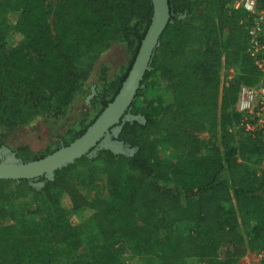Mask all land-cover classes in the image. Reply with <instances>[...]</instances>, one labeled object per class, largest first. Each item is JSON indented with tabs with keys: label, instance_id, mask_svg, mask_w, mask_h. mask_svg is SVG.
I'll list each match as a JSON object with an SVG mask.
<instances>
[{
	"label": "trees",
	"instance_id": "trees-1",
	"mask_svg": "<svg viewBox=\"0 0 264 264\" xmlns=\"http://www.w3.org/2000/svg\"><path fill=\"white\" fill-rule=\"evenodd\" d=\"M231 1L168 0L169 21L127 112L141 118L116 124L113 139L131 153L102 148L55 170L52 178L0 179V264H117L128 247L149 254L161 246L160 264L190 258L241 264L248 251L264 252V147L233 129L241 121L234 106L239 88L256 84L259 72L246 52L245 14L230 8ZM256 6L264 9V0H256ZM2 12L0 125L5 132L0 131V146L13 125L26 124L41 107L57 113L88 94L90 64L75 63L74 48L116 38L131 51L120 75L100 77L91 99L98 105L96 115L81 128L68 129L65 146L117 93L149 25L152 4L55 0L49 11L45 0H0ZM222 66L236 67L227 84L221 83ZM159 86L169 98L151 113L145 98ZM204 130L208 139L201 137ZM159 143L169 146L174 160ZM15 155L24 162L45 156L30 157L25 147ZM79 163L90 168L75 175ZM170 179L175 183L167 184ZM10 183L16 192L29 190L30 197L14 203ZM93 185L90 198L80 194ZM64 191L70 206L62 203ZM86 208L92 210L100 242L91 255L70 261L82 243L81 225H72L70 217ZM237 213L254 219L244 234ZM178 222H188L190 231H174Z\"/></svg>",
	"mask_w": 264,
	"mask_h": 264
},
{
	"label": "rangeland",
	"instance_id": "rangeland-1",
	"mask_svg": "<svg viewBox=\"0 0 264 264\" xmlns=\"http://www.w3.org/2000/svg\"><path fill=\"white\" fill-rule=\"evenodd\" d=\"M55 0H45L46 8L51 11ZM4 13L0 14V22H3ZM10 16V21H11ZM48 23L52 24V16L48 18ZM19 36H15L12 44H15ZM72 60L81 65L90 64V75L86 80L89 88L88 94L82 97H76L70 101L62 111L55 112L53 109L47 107L39 109L33 118L23 125H13L9 132H6L3 145L0 149L5 148L9 153L13 152L19 147H25L30 157H39L47 155L62 145V138H69L66 131L70 128H81L83 125L91 121L98 111V105L91 102V99L96 93V85L99 84V79L102 75L109 79L113 76L120 75L127 67L129 59L131 58L130 49L121 41L116 38L109 40H99L93 42L89 46H80L74 48L70 53ZM229 71L235 73L236 67L224 66L222 73L228 74ZM169 98L168 92H165L160 86L152 90L147 96L146 101L151 113H156L162 104ZM26 105V104H25ZM0 131L5 132L4 128L0 125ZM219 134V133H218ZM203 139L209 138V133L204 130L201 133ZM219 144V137L217 140ZM159 148L164 149V155L167 159L174 160L175 155L167 144L159 143ZM161 149V150H162ZM124 154L131 153V149L123 145L122 149ZM202 153H206L205 150ZM16 156V155H15ZM88 168L84 163H79L74 169V174L86 173ZM98 170V167H97ZM72 177H74L72 173ZM175 180L170 179L167 184H174ZM94 185L89 189L81 188V195L90 198L94 193ZM8 190L14 196V203L19 202L21 199L30 197V191L23 188L21 191L16 192L14 184L10 183ZM63 195V196H62ZM62 203L64 206H70V195L64 191L62 194ZM92 210L89 208L78 209L70 217L72 225H81V245L76 250L75 256L70 258L80 260L83 257L92 254L91 248L95 242H100V236L91 217ZM240 231L244 234L249 226L254 222V219L249 214L237 213ZM177 228L174 231L187 233L190 231V224L188 222H178ZM163 233V232H162ZM171 238H168L170 240ZM39 247L44 241H38ZM163 252V248L158 246L152 253H145L137 251L134 247H128L127 251L117 258V264H160L157 260V254ZM31 252L27 251L24 255L28 256ZM241 264H264V255L262 252L248 251L246 255L240 259ZM176 264H207L197 258H190L182 263Z\"/></svg>",
	"mask_w": 264,
	"mask_h": 264
},
{
	"label": "water",
	"instance_id": "water-1",
	"mask_svg": "<svg viewBox=\"0 0 264 264\" xmlns=\"http://www.w3.org/2000/svg\"><path fill=\"white\" fill-rule=\"evenodd\" d=\"M152 14L149 25L140 41L134 60L113 99L86 127L84 132L65 146L35 160L22 161L5 148L0 149V179L15 180L52 178L55 170L60 169L82 156L92 157L99 149H109L123 153V144L112 139L116 137L120 119L141 118L127 113L140 88L144 72L149 69L154 49L169 21L168 0H151ZM113 131L111 136L110 131Z\"/></svg>",
	"mask_w": 264,
	"mask_h": 264
},
{
	"label": "built area",
	"instance_id": "built-area-1",
	"mask_svg": "<svg viewBox=\"0 0 264 264\" xmlns=\"http://www.w3.org/2000/svg\"><path fill=\"white\" fill-rule=\"evenodd\" d=\"M228 6L244 12L247 21V48L246 52L253 60L259 72L256 84L244 85L239 88L234 104L241 114V121L233 129L240 128L246 135L259 139L264 147V9L256 6V0H232ZM220 71L222 84L232 78L233 74ZM264 168V158L261 161ZM264 255V252H262Z\"/></svg>",
	"mask_w": 264,
	"mask_h": 264
},
{
	"label": "flooded vegetation",
	"instance_id": "flooded-vegetation-1",
	"mask_svg": "<svg viewBox=\"0 0 264 264\" xmlns=\"http://www.w3.org/2000/svg\"><path fill=\"white\" fill-rule=\"evenodd\" d=\"M123 120H126V119L123 118ZM112 133H113V131L111 130V131H110V134H111V136L113 137ZM112 139H113V138H112Z\"/></svg>",
	"mask_w": 264,
	"mask_h": 264
}]
</instances>
